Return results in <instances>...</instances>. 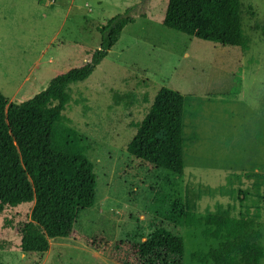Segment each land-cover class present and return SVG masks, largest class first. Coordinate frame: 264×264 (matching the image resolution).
I'll use <instances>...</instances> for the list:
<instances>
[{"label": "rangeland", "instance_id": "obj_1", "mask_svg": "<svg viewBox=\"0 0 264 264\" xmlns=\"http://www.w3.org/2000/svg\"><path fill=\"white\" fill-rule=\"evenodd\" d=\"M241 3L248 50L165 27L168 0H0V93L9 101H28L88 63L112 17L136 18L90 78L71 85L63 112L95 165V205L44 254L18 248L33 204L9 209L0 215V264H143V245L159 237L183 240L184 264H215V247L230 245L214 241L241 222L219 208L243 187L264 186V0ZM165 87L187 99L183 176L128 152ZM177 198L182 224L169 216Z\"/></svg>", "mask_w": 264, "mask_h": 264}, {"label": "trees", "instance_id": "obj_2", "mask_svg": "<svg viewBox=\"0 0 264 264\" xmlns=\"http://www.w3.org/2000/svg\"><path fill=\"white\" fill-rule=\"evenodd\" d=\"M135 22L129 10L109 19L99 29L102 45L90 54V61L56 77L32 99L9 101L0 93V215L33 204L29 221L19 223L18 248L23 253H47L50 241L68 238L80 214L95 205V165L86 154L83 137L67 126L69 119L63 112L71 100V85L88 80L124 29ZM163 25L224 47L249 49L241 0H168ZM186 100L178 91L161 89L128 145L129 154L183 176ZM233 201L240 202L239 218L252 222L262 214L264 186L243 187ZM232 208L224 207L221 212L220 207L222 217ZM170 209V218L182 224L184 199H175ZM141 256L143 264H184L183 240L159 237L147 241Z\"/></svg>", "mask_w": 264, "mask_h": 264}, {"label": "crops", "instance_id": "obj_3", "mask_svg": "<svg viewBox=\"0 0 264 264\" xmlns=\"http://www.w3.org/2000/svg\"><path fill=\"white\" fill-rule=\"evenodd\" d=\"M234 204L236 205L235 201L232 200L231 203L225 205V208H229ZM237 206L240 207V203ZM261 209H264V204ZM227 218L238 219L241 222L233 223L232 228L228 227V233L231 235L229 238L214 241L215 245H220L224 241V244L228 242L230 246L226 249L223 246H221L222 249H220V246L215 247L210 255L209 262L212 260L215 264H264L263 213L252 222L241 220L237 213H230L224 218L225 221ZM212 254H215L214 257ZM220 254L222 255L220 256Z\"/></svg>", "mask_w": 264, "mask_h": 264}, {"label": "built area", "instance_id": "obj_4", "mask_svg": "<svg viewBox=\"0 0 264 264\" xmlns=\"http://www.w3.org/2000/svg\"><path fill=\"white\" fill-rule=\"evenodd\" d=\"M50 1H54V0H50Z\"/></svg>", "mask_w": 264, "mask_h": 264}]
</instances>
